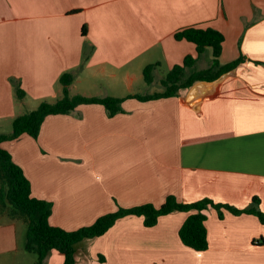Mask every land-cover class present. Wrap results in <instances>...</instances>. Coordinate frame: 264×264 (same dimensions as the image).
I'll return each instance as SVG.
<instances>
[{"label":"crops","instance_id":"0c3cea01","mask_svg":"<svg viewBox=\"0 0 264 264\" xmlns=\"http://www.w3.org/2000/svg\"><path fill=\"white\" fill-rule=\"evenodd\" d=\"M190 27L224 35L222 65L246 57L219 80L218 95L210 98L197 82L176 97L128 98L164 92L166 73L187 56L197 59L195 44L175 39ZM153 64L149 85L144 70ZM69 72L76 75L71 96L125 98L124 112L109 118L101 105H81L48 116L37 140L24 134L0 145L32 196L52 203V226L75 231L119 207H160L169 196L239 209L257 197L264 212V0H0V134L60 100V78ZM141 82L159 90L139 93ZM189 215L173 212L154 227L121 218L76 245V264H264V225L255 215L224 211L220 219L209 209L203 252L179 236ZM26 231L23 218L0 214V264H37L25 250ZM64 260L52 251L44 264Z\"/></svg>","mask_w":264,"mask_h":264},{"label":"trees","instance_id":"16d2710c","mask_svg":"<svg viewBox=\"0 0 264 264\" xmlns=\"http://www.w3.org/2000/svg\"><path fill=\"white\" fill-rule=\"evenodd\" d=\"M85 28L83 33H85ZM177 41L186 40L196 45L198 58L207 49H212V62L209 68L204 70H192L186 76V71L194 68L198 58L187 56L183 65H176L162 79L164 92L152 95H130L147 102L160 98L176 97L181 89L191 88L195 83L201 82L209 88V97L218 95L219 80L233 73L245 61L246 57L241 55L238 59L222 65L220 56L222 54L224 35L218 30L207 28L190 27L175 34ZM158 64L148 65L144 70V78L147 84L153 82V72ZM76 75L73 72L65 73L60 78L63 86V97L55 103H42L33 111L17 117L13 121V129L9 134H0V145L5 141L18 139L24 134L38 139L43 123L51 115L72 114L81 105H101L105 108L109 118L123 113V102L125 98L115 97H85L82 95L71 96L69 86L74 82ZM185 78V79H184ZM15 92L19 100L25 98V92L20 83L13 81ZM0 180L3 186L0 188V199L13 208L15 215L23 218L27 224L25 250L33 254L37 264H44L45 259L52 251L61 253L65 260L64 264H76V245L86 239H94L106 234L115 223L127 216H137L144 219L146 227L157 225L159 218L173 212L190 213L180 228L179 236L182 243L198 252L208 250V232L206 227L207 211L214 209L219 218H224V211L232 215L242 214L255 215L264 225V212L260 209V200L254 197L250 207L239 209L228 204L215 203L211 199H202L194 203H181L175 196L167 197L160 207L152 204H144L133 208L119 207L116 212L99 217L95 223L75 231H66L62 228L52 226L49 218L52 214V203L36 199L32 196L31 183L21 167L14 163L12 156L0 146Z\"/></svg>","mask_w":264,"mask_h":264},{"label":"rangeland","instance_id":"374dc122","mask_svg":"<svg viewBox=\"0 0 264 264\" xmlns=\"http://www.w3.org/2000/svg\"><path fill=\"white\" fill-rule=\"evenodd\" d=\"M224 58H229V56L226 54V55H224ZM210 64H211V54H210V52H208V53L204 54L202 56L201 60L197 63V70H202V69L206 68V66H210ZM166 74H168V73H166ZM159 75L165 76V70H162L159 73ZM186 76H188L187 72H186L185 78H186ZM142 83L143 82H141V84L138 86V89H137L138 90L137 92H139V93H141V92L142 93H147L149 90H150V92H156V91L159 90L158 86H154V88L151 87V89H149L146 86H144V84H142ZM12 129H13V123H12V125H10V127L8 126V128L6 130H7V132H12ZM2 186H3V183L0 180V188ZM2 213L3 214H9L11 216H18V215L14 214L13 208L10 205H8L6 203L4 204L2 202V200L0 199V214H2ZM32 257H35V256L33 255Z\"/></svg>","mask_w":264,"mask_h":264}]
</instances>
